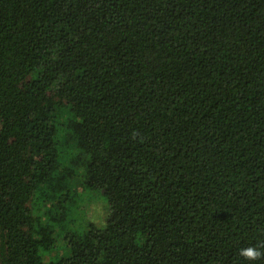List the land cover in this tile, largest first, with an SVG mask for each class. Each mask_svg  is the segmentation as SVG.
<instances>
[{
    "label": "trees",
    "instance_id": "trees-1",
    "mask_svg": "<svg viewBox=\"0 0 264 264\" xmlns=\"http://www.w3.org/2000/svg\"><path fill=\"white\" fill-rule=\"evenodd\" d=\"M249 247L264 0H0V264H264Z\"/></svg>",
    "mask_w": 264,
    "mask_h": 264
},
{
    "label": "rangeland",
    "instance_id": "rangeland-1",
    "mask_svg": "<svg viewBox=\"0 0 264 264\" xmlns=\"http://www.w3.org/2000/svg\"><path fill=\"white\" fill-rule=\"evenodd\" d=\"M82 201L78 203V209L76 214L78 222L77 225L83 228L86 223H93L96 226L100 227L104 223V217L107 213V204L100 193H96L95 195H89L87 193H83ZM85 222V223H84ZM80 228V229H81Z\"/></svg>",
    "mask_w": 264,
    "mask_h": 264
},
{
    "label": "clouds",
    "instance_id": "clouds-1",
    "mask_svg": "<svg viewBox=\"0 0 264 264\" xmlns=\"http://www.w3.org/2000/svg\"><path fill=\"white\" fill-rule=\"evenodd\" d=\"M240 254L248 260H255L260 256L264 255V253L260 252L258 249H254L251 247L246 249H241Z\"/></svg>",
    "mask_w": 264,
    "mask_h": 264
}]
</instances>
